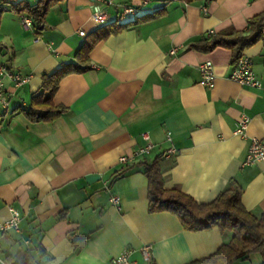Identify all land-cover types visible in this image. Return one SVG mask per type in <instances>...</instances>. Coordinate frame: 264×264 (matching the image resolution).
<instances>
[{
    "label": "crops",
    "instance_id": "crops-1",
    "mask_svg": "<svg viewBox=\"0 0 264 264\" xmlns=\"http://www.w3.org/2000/svg\"><path fill=\"white\" fill-rule=\"evenodd\" d=\"M16 1L0 0V63L28 75L19 87L4 80L0 221L9 218L8 206L20 215L17 230L0 234L8 264H110L124 247L136 264H146L143 244L153 264H189L227 243L229 231H189L168 211H148L140 163L155 158L164 188L209 202L234 181L244 208L264 213V160L243 165L250 138L264 140V39L242 51L260 88L228 79L236 61L230 48L191 46L228 29L244 31L264 12V0H111L99 25L90 18L95 0H65L48 9L38 30L9 10ZM124 5L137 11L123 14ZM86 45L90 67L63 76L53 95L66 112L53 121L29 120L19 110L39 91L42 75L74 62ZM205 61L212 64V88L199 84L198 64ZM241 116L249 119L246 138L234 133ZM142 133L153 144L149 154L121 164L120 156L144 144ZM168 148L176 154L166 156ZM230 264L264 258L255 252Z\"/></svg>",
    "mask_w": 264,
    "mask_h": 264
},
{
    "label": "trees",
    "instance_id": "trees-1",
    "mask_svg": "<svg viewBox=\"0 0 264 264\" xmlns=\"http://www.w3.org/2000/svg\"><path fill=\"white\" fill-rule=\"evenodd\" d=\"M63 1L65 0H36L30 3L27 0H17L10 3L9 10L21 18H28L30 24L38 30L44 24L48 9ZM158 1L164 4L169 0ZM181 1L191 3L211 0ZM162 9L163 7L151 14L139 16L133 21L119 24L110 31L126 28L155 17ZM260 39H264V12L249 18L244 31L228 29L212 34L191 46L203 51L217 46L230 48L235 61L244 48ZM91 47L92 45L80 47L73 56L74 62L62 63L55 70L44 73L39 91L31 96L28 106L19 111L31 121H53L65 113L64 106L54 104L53 95L63 76L71 72L80 73L90 67L88 53ZM4 111L2 109L0 112V125ZM140 164L143 166V174L147 180L148 211H168L174 214L185 230L201 231L217 227L221 233L229 231L232 234L230 240L220 245L212 254L189 264H230L244 260L255 252L264 258V213L255 216L244 208L241 203L242 190L234 181H230L226 188L211 201L197 202L180 190L163 187L157 158ZM150 264L153 263L150 262Z\"/></svg>",
    "mask_w": 264,
    "mask_h": 264
},
{
    "label": "built area",
    "instance_id": "built-area-1",
    "mask_svg": "<svg viewBox=\"0 0 264 264\" xmlns=\"http://www.w3.org/2000/svg\"><path fill=\"white\" fill-rule=\"evenodd\" d=\"M97 5L91 13V20L95 25L102 24L107 21L108 16L106 13V7L112 4L111 0H95ZM137 11V8L132 5H124L122 12L123 14H133ZM23 22L25 24H30V20L28 18H23ZM212 32H208L210 35ZM78 34L81 36L85 35L84 30H78ZM198 70L200 72V80L199 84L207 87H213L214 73L212 70V64L210 61H205L198 64ZM5 78H9L15 87L22 86L28 81V75L21 74L20 72L10 70L6 64L0 63V108L3 110L8 109L9 105V95L5 91L4 80ZM228 79L237 82L241 85H247L250 87L260 88L262 83L256 77L255 73L252 70V65L250 59L241 53L234 64V67L231 73L228 76ZM248 117L241 116L236 123L234 133L240 135L243 138L247 137L246 128L248 124ZM141 138L144 140V144L132 150L129 154H124L120 156L119 162L121 164L130 163L134 158L143 157L149 154L151 151L153 144L149 140V136L147 133H142ZM167 138L170 136L167 134ZM172 154H176L174 148H168L165 151L166 156H170ZM264 160V140L252 137L250 138V143L246 151V155L243 160V165H251L257 161ZM111 201L116 203L118 202V198L116 196L111 198ZM10 216L5 221H0V234L10 229H18V223L20 221V215L17 209L12 206L7 207ZM140 253L142 255L143 261L146 264H150L151 260V247L149 244H143L140 248ZM132 250L129 247H124V249L111 261L110 264H136L133 261L131 256ZM0 264H8L6 260L0 257Z\"/></svg>",
    "mask_w": 264,
    "mask_h": 264
},
{
    "label": "water",
    "instance_id": "water-1",
    "mask_svg": "<svg viewBox=\"0 0 264 264\" xmlns=\"http://www.w3.org/2000/svg\"><path fill=\"white\" fill-rule=\"evenodd\" d=\"M41 28V27H40Z\"/></svg>",
    "mask_w": 264,
    "mask_h": 264
}]
</instances>
